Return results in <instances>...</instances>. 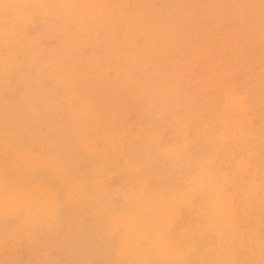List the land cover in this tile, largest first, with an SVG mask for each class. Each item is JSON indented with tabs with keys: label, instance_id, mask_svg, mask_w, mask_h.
<instances>
[{
	"label": "clouds",
	"instance_id": "1",
	"mask_svg": "<svg viewBox=\"0 0 264 264\" xmlns=\"http://www.w3.org/2000/svg\"><path fill=\"white\" fill-rule=\"evenodd\" d=\"M192 15L226 26L244 75L150 82L135 131L98 117L80 42L104 58ZM0 264H264V0H0Z\"/></svg>",
	"mask_w": 264,
	"mask_h": 264
},
{
	"label": "rangeland",
	"instance_id": "2",
	"mask_svg": "<svg viewBox=\"0 0 264 264\" xmlns=\"http://www.w3.org/2000/svg\"><path fill=\"white\" fill-rule=\"evenodd\" d=\"M90 43L79 44L85 49L80 57L83 83L95 114L110 118L120 130L139 127L140 94L152 81L171 83L179 92L191 94L211 89L219 78L238 79L246 71L242 45L238 46L226 26L198 15L185 17L176 27L134 24L107 42L110 55L104 58L91 54ZM193 179L202 178L196 174ZM128 227L135 230L136 222L130 220ZM78 246L86 258L103 259L107 241L102 228L85 232Z\"/></svg>",
	"mask_w": 264,
	"mask_h": 264
}]
</instances>
